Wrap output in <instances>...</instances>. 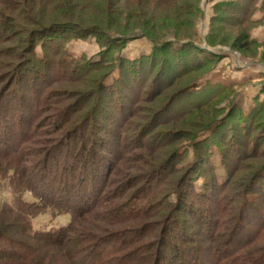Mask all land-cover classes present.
I'll use <instances>...</instances> for the list:
<instances>
[{
    "label": "rangeland",
    "instance_id": "obj_1",
    "mask_svg": "<svg viewBox=\"0 0 264 264\" xmlns=\"http://www.w3.org/2000/svg\"><path fill=\"white\" fill-rule=\"evenodd\" d=\"M127 1L118 0L116 10H127ZM238 1L178 0L174 10L171 9L174 7H155L154 4L147 10L143 1L131 0L134 13L122 16L123 26L120 34L117 32L119 38L111 43L117 46H111L109 51L94 35L76 38L62 30L52 37L39 38L34 52L40 61L34 57L26 61L24 58L10 60L14 65L22 60L29 64L25 68L26 64L23 67L22 62L23 76L16 87L29 89L34 117L28 132L37 133L25 138L26 141L24 138L19 140L20 143L23 140L19 146L23 161L18 169L29 168L41 159L43 151L51 146L45 142L49 141L47 138L52 137V144H55L61 137L52 131L56 129L55 125H62L59 114H63L61 109L67 104L75 107L74 111H79L80 115L96 114L94 121L100 134L105 128L102 123H108L103 118L114 116L111 123L121 120V125L115 127L112 136L107 133V137H111V141L120 139L118 135L123 129L125 146L122 149L120 145L114 147L110 143V150L105 149L113 170L106 176L102 188L103 206L96 210V219H99L96 237L114 239L112 244L119 247L124 239L134 240L129 228L155 221L152 220L155 218L140 222L126 218L119 223L113 220L115 206L128 202L134 190L117 194L116 185L123 175L141 173L138 167L145 171L155 167L167 174L177 172L175 169L178 168L182 181L189 169L195 168L190 192L184 197L176 192L169 193L172 205H178L170 212L173 213L171 219L176 222H168L171 215L165 221L156 220L159 235H150L146 239L154 246L144 253L153 260L159 238L164 234L166 247L174 242L185 249L198 245L200 251L195 252V256L190 254L191 262L186 260L189 264H211L221 251L215 245L220 244L232 226L226 219L236 215L247 195L254 197L253 201L264 209V189L251 186L253 181L264 183V0ZM235 6H245L247 12L237 13L233 10ZM151 14L164 17L154 21ZM83 24L89 28L101 27V34L108 28L100 26L96 17ZM18 39L15 37L13 43H2L0 49L11 45L18 53L28 55L27 45ZM171 48L174 54H171ZM120 60L125 61L119 63ZM78 61L95 63L83 78L75 73V70L83 72L82 67L73 69ZM33 81L36 86L32 87ZM114 88L120 91L117 93ZM120 100L123 109L118 106ZM96 105L98 107L93 108ZM101 108L107 111L102 112ZM140 133H147L143 143ZM41 147L43 151L37 152ZM114 149L120 153L117 155ZM176 152L180 154L177 156ZM224 157L231 159L229 167L224 166ZM171 162L173 167L170 169ZM223 182L225 188L221 186ZM12 188L11 184L0 183V203L13 202ZM169 190L170 185H167L166 191ZM201 190L209 193L208 199L199 198L197 193ZM215 194L220 199L225 198L226 201L221 203L227 211L212 239L208 237V227L200 222L196 213L207 208L215 218L218 211ZM23 197L32 201L30 193ZM45 212L32 218L33 230L57 229L70 220L68 214L54 217L49 211ZM213 240L215 247L212 248ZM191 242L193 244H189ZM256 244L264 245V241ZM145 254L138 253L136 258L141 260ZM158 261L156 264H169L167 259L164 263Z\"/></svg>",
    "mask_w": 264,
    "mask_h": 264
},
{
    "label": "trees",
    "instance_id": "obj_2",
    "mask_svg": "<svg viewBox=\"0 0 264 264\" xmlns=\"http://www.w3.org/2000/svg\"><path fill=\"white\" fill-rule=\"evenodd\" d=\"M138 1V3L143 1L144 6H147L146 9L152 8L151 4H154L155 7L159 5L165 8L174 7L171 8L174 10L178 0ZM252 1L248 0V2ZM130 2L131 0L125 2L128 6L127 10L119 11L115 8L118 0H0V45L6 41L13 43V39L18 37L19 41L27 45L26 51L28 52V55L18 53L11 45L0 49V53H2L0 56V66H2L0 68V82L2 83H0V183L11 184L14 197L10 204L0 203V264H156L158 260L164 263L166 259L169 264H189L186 260H192L190 254L193 253L195 256L200 251L198 245L192 242L189 244H193V246L186 249L176 242L166 247L163 234L159 238L153 260L152 257L149 258V255L145 254L150 251L149 248L154 246L146 239H149L150 235H154V237L159 235L156 227L158 221L156 220L165 221L171 215L168 222H176L175 219H171L173 213L170 212H173L178 205H172L168 198L169 193L176 192V195L184 197L192 188L189 185L193 186L192 177L197 171H193L195 168L189 169L182 181L177 173L180 171L178 168L175 169L177 172L169 171L167 174L166 171H159L155 167H150L147 171L138 167L141 173L133 172L123 175L116 185L117 194L120 196L126 194L125 192L131 188L134 190L130 194L131 198L129 197L128 202L115 206L113 220L119 223L127 218L140 222L143 219L155 218L152 219L155 221H152L151 224L129 228L134 240L124 239L122 240L124 243L119 247L112 244L114 239L96 237L95 232L99 226L96 210L103 206L102 188L106 176L113 170L112 161L107 157L105 149H109L110 143L114 147L120 145L122 149L125 146L123 140L126 139V136L122 128L118 135L120 139L116 138L111 141V137H107V133L112 136L115 127L121 125L119 119L118 122L111 123L114 122V116L103 118L104 121L108 120V123H102L105 124V128L100 134L96 131L97 123L95 124L94 121L96 114L93 116L80 115L79 111H74L75 107L67 104L61 109L63 114H59L62 116V125H57V127L55 125L56 129L52 131L53 134H61V137L55 140V144H52V137L47 138L49 141L45 142L51 146L44 151L42 147L37 150V152L41 150L45 152L41 159L29 168L23 166L18 169L19 163L23 161L20 160L23 156L22 149H19L23 140L21 143L19 140L29 139L32 134H37L28 132L34 117L31 114L32 99L29 96V89L16 87L23 76L21 70L25 64V68L29 65L23 60H30L29 58L34 57L40 61L35 57L34 52V46L39 38L52 37L53 34H59L58 32L62 30L69 31L70 36L76 38L94 35L102 46L108 47L107 51H109L111 43L119 38L117 34L123 26L121 24L122 16L125 14L131 16L134 13L133 5ZM239 2L241 1L239 0L237 3ZM245 6L243 8L235 6L233 10L237 13H246ZM94 17L98 18V21L100 20V26H108L107 30H104V34L100 32L101 27L89 28L85 24L82 25V23H89ZM163 17L164 15L160 17L151 14L154 21ZM171 54H174L172 48ZM19 58L24 59L17 65L10 62V60ZM124 61L120 60L119 63ZM22 62L24 63L23 67H21ZM69 64L72 67V62ZM93 65L95 63L92 61H78L74 64L73 69L82 67L83 72L75 70V73H78L79 78H83L84 74L93 69ZM9 68L10 71H8ZM31 71L33 72V70ZM33 86H36L34 81ZM114 90L117 93L120 91L115 88ZM118 96L121 97L119 94ZM118 106L121 109L124 108L121 100ZM43 107L41 104L42 110ZM96 107L98 105L93 108ZM101 109H103L102 112L106 110ZM115 110L117 111V109ZM116 111L115 113L119 112ZM75 113L79 114L72 117L71 115ZM108 124H112V126L106 127ZM146 135L147 133H140V138L142 139ZM144 140L145 138L142 139V143ZM119 141L121 144L118 143ZM252 148H254L253 143ZM114 150L117 155L120 153L119 150ZM116 153L114 152L115 156ZM176 153L177 156L180 154ZM230 163L231 159L225 158L224 166L229 167ZM169 167L170 169L173 167L172 162ZM262 174V180H264V173ZM257 182H251L252 188L257 186L258 189H264V183ZM225 184L223 182L221 186L225 188ZM167 185H170L169 192L166 191ZM25 193L31 194L32 201L24 199ZM197 194L202 199H208L210 196L205 190H201ZM214 197L217 206L215 209H218L215 218L211 211H207V208L200 209L196 213V217L201 219L200 222H203L206 228L208 227L207 234L212 239L213 233L218 232V223L221 217L227 211L224 210L221 203L225 198L220 199L216 194ZM247 197L236 215L231 217L229 215L226 219L232 222V226L220 244L215 245L221 251L214 256V261L211 264H264V245L256 244L257 241H264V209L253 201L254 197L248 195ZM184 202L187 203L186 200ZM219 202L220 204H218ZM165 209L166 212H163ZM45 211H49L54 217L68 214L70 220L68 224L57 229L33 230L32 218L37 213ZM252 212L254 214H251ZM164 228L166 231V225ZM243 234L245 235L243 236ZM212 244V248L215 247L214 240ZM252 244L254 245L252 246ZM119 251L121 252L119 253ZM138 253L145 254L143 259L136 258Z\"/></svg>",
    "mask_w": 264,
    "mask_h": 264
}]
</instances>
